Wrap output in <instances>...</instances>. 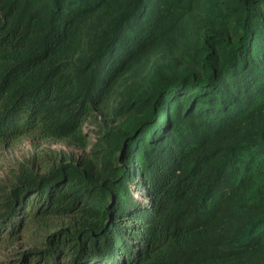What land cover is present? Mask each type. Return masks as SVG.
Returning <instances> with one entry per match:
<instances>
[{
	"label": "trees",
	"instance_id": "16d2710c",
	"mask_svg": "<svg viewBox=\"0 0 264 264\" xmlns=\"http://www.w3.org/2000/svg\"><path fill=\"white\" fill-rule=\"evenodd\" d=\"M24 139L16 264H264V0H0V149Z\"/></svg>",
	"mask_w": 264,
	"mask_h": 264
},
{
	"label": "rangeland",
	"instance_id": "374dc122",
	"mask_svg": "<svg viewBox=\"0 0 264 264\" xmlns=\"http://www.w3.org/2000/svg\"><path fill=\"white\" fill-rule=\"evenodd\" d=\"M96 129L95 125L86 124L85 130L89 131ZM91 142L94 141V134L91 133L89 138ZM44 159L49 161V157L45 155V152L52 154L51 151L64 153L66 155L79 154L80 151L67 145L66 143H50L42 146ZM37 149V148H36ZM36 149L30 139H24L17 142L10 147L0 149V189L6 191L11 184L14 174L19 167L24 164L31 166L32 163L38 166L39 160H36ZM38 235V229L31 225L25 232L24 239L13 245V248H0V264H16L19 260V256L16 252L27 251L34 244L31 243L33 236ZM26 245V246H25Z\"/></svg>",
	"mask_w": 264,
	"mask_h": 264
}]
</instances>
